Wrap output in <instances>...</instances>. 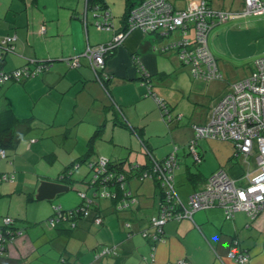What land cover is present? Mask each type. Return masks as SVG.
<instances>
[{"label":"crops","instance_id":"0c3cea01","mask_svg":"<svg viewBox=\"0 0 264 264\" xmlns=\"http://www.w3.org/2000/svg\"><path fill=\"white\" fill-rule=\"evenodd\" d=\"M169 1L178 9L187 5V0ZM123 6L117 25L115 10L108 0H0V37L16 35L13 50L2 52V68L11 71L24 65L31 69L38 64L46 65L33 76L9 80L0 86L5 109L9 108L21 120L12 130V146L5 149L6 156L0 159V172L18 174L15 179L4 182L17 189L27 180L31 166L44 160L50 165L59 162L62 168L58 173L49 174L52 177L36 174L32 180L36 189L41 180L71 185L76 179L58 180L62 172L76 169L82 163L87 166L88 161L102 157L100 155L114 163L121 162L124 170H129L133 165L148 168V154L161 160L176 151L175 191L183 203L220 168L238 185H244L242 175L247 165L234 154L230 140L198 138V162L188 153L187 144L194 137L193 125L209 121L211 108L221 96L209 102L193 99L190 95L194 93L195 84L192 83L186 94V104H192L193 109L189 122L183 125L175 122L171 115V103L176 100L157 98L153 80L168 75L166 70L159 68L161 57L166 53L177 55L176 50L160 49L171 42L166 40L172 32L144 33L137 28L127 32L118 46L105 53L104 69L98 70L100 76L97 78L84 52L88 46L105 44L115 33L123 31L125 1ZM105 12L110 15L112 27L104 30L107 33L102 36L97 23H103ZM41 25L45 26V33L40 32ZM175 33L174 40H177L181 32L176 30ZM76 57L79 65L73 66ZM139 63L148 74L147 78L138 69ZM181 64L187 63L181 61ZM180 71L187 75L184 69ZM189 72L193 78L191 68ZM201 83L199 80L196 86ZM181 97L176 99L184 100L185 92ZM158 101L167 106L169 120ZM150 111L154 112L151 118ZM139 116L150 120L137 122ZM150 121L155 127L149 128ZM173 125L174 128H170ZM182 134L184 139L179 138ZM186 139L187 144L180 147L179 143ZM173 145L176 146L171 151ZM60 149L62 157L58 154ZM209 156L216 159L214 163L207 161ZM248 161L249 169H255L254 154L248 156ZM74 169L71 176L75 174ZM124 187L135 198L130 207L116 208L123 190L115 185L109 189L116 196L104 198L109 201H94L93 192V197L89 198L93 200L88 207L89 214L78 217L75 226L68 221H60L55 226L48 224L49 230L54 229L56 235L65 237L55 251L58 259L49 257L48 250L40 253L37 247L44 244V238L41 243H34L14 217L5 215L14 220L15 233L9 244L4 245L3 252L8 250V253L0 255V264H178L182 259L189 264H264V211L251 219L243 211L227 218L221 207L200 209L191 217L167 220L161 240L153 242L142 232L153 230L150 219L158 212L161 188L153 178L134 176L127 177ZM31 196L34 198V194H29ZM96 215L102 218L101 224L93 222ZM5 216L0 218V225ZM111 245L117 246L115 254L98 256L104 246ZM233 248L246 252L248 261L240 263L231 259L227 253Z\"/></svg>","mask_w":264,"mask_h":264},{"label":"built area","instance_id":"2783aa9c","mask_svg":"<svg viewBox=\"0 0 264 264\" xmlns=\"http://www.w3.org/2000/svg\"><path fill=\"white\" fill-rule=\"evenodd\" d=\"M186 4L184 8L178 9L169 0H142L132 7L126 19V30L115 33L105 44L88 46L84 52L97 78L100 76L98 70L104 69L105 53L118 46L127 32L137 28L144 33L160 32L161 34L179 30L181 37L162 45L160 49L162 51L176 50L180 61L191 65V74L194 79L223 80L224 76L208 46V34L213 26L235 17L236 14L224 9H213L206 0H187ZM243 4L245 9L242 14H264V0H244ZM109 17V13L105 12L104 21L97 23V28L111 30ZM190 27L193 32L191 37L188 35ZM45 30V26L41 25L40 32L45 33ZM15 42V34L0 37V60L3 49L5 52L12 51ZM72 64L79 65L77 57ZM44 66L46 65L38 64L31 69L24 65L11 71H5L0 66V86L9 80L33 76ZM138 69L143 72V77L147 78L148 74L144 73L142 64H138ZM143 84H145L144 81ZM159 105L165 110L166 119L169 120L170 116L165 104L160 101ZM193 132L194 137L187 144V149L196 162L200 161L196 150L198 138L230 140L233 143L234 154L241 157L247 165L242 175L245 184L238 185L235 179L220 168L206 179L200 189L189 195L185 204L175 191L176 151L169 153L161 160L149 157L150 166L146 169L138 170L139 166H131L129 170L136 173L134 177L153 178L162 191L158 212L150 219V228L153 230L142 232L143 236L149 237L153 242L161 240L163 225L167 220L191 217L200 209L221 207L227 218H231L237 211H243L251 219H255L264 211V55L253 61V69L248 76L230 84L228 91L212 106L209 121L206 124H194ZM251 154H254L256 164L253 170L249 169L248 156ZM5 156V149L0 147V159ZM87 167L89 175L87 182L90 187H95L98 197L114 198L116 195L109 186L117 183L123 190V197L118 201L116 208H127L134 203V195L131 191L124 189L128 175L124 171L111 167L108 158L98 157L94 161H88ZM13 178L12 173L0 172V183ZM79 195L86 206L65 211L59 205H54L48 224L55 226L60 221H68L73 227L78 217H86L89 214L90 199L86 192H80ZM13 222L11 217L5 216L3 224L0 225V255L3 254L7 238L14 233H8ZM93 222L101 224L102 218L96 215ZM116 247L115 245L104 246L98 256L115 254ZM227 254L240 263L248 261V254L239 252L236 248L229 250ZM178 264H189V262L182 259L178 261Z\"/></svg>","mask_w":264,"mask_h":264},{"label":"rangeland","instance_id":"374dc122","mask_svg":"<svg viewBox=\"0 0 264 264\" xmlns=\"http://www.w3.org/2000/svg\"><path fill=\"white\" fill-rule=\"evenodd\" d=\"M206 1L214 9H226L230 13L236 14L235 17L213 26L208 34L209 48L211 49L212 54L216 57L219 69L224 76L223 80H203L201 83L202 85L197 87L196 85L199 80H194L191 77L189 72L191 68L190 64L182 65L179 57L176 54L171 53H166L165 55H162V57L159 56L163 59L159 62V68L166 70L168 75L163 79L153 80L154 85H156L154 86V89L157 92L158 99L176 100L171 103V106H173L171 115L175 122H182L181 125L187 124L191 117L193 106L192 104H186V94L191 90L190 85L192 83L195 84L192 89L195 94L191 93L190 95L193 99H206V102H209L212 99H216L219 95L222 97V95L228 91L230 84L248 76L253 69V61L257 57L264 55V14H242L245 9L243 4L244 0ZM108 2L112 7V10H115L113 15L115 16L118 25L119 18L122 16L124 10V1L108 0ZM177 4L181 5V3ZM175 32L176 30L172 31L173 34L168 36L166 41L176 39L177 33ZM100 33L103 36L107 32L100 30ZM188 35L190 37L193 35L191 29L188 31ZM181 69H184L187 75L182 73L183 71H180ZM182 92H185L184 100L176 99H182ZM0 100V109H5L3 105L5 99L0 98ZM176 114H178V116H176ZM153 115L154 112L150 111L149 118ZM147 120L150 119L143 118V116H139L136 119L137 122L141 123H147ZM174 125L170 128H174ZM153 127L155 126L153 125V122L150 121L149 128ZM179 138L184 139L185 137L182 134ZM65 140H67L68 143L71 142L68 137H66ZM189 140H191V138ZM185 144H187V139L184 143H179L180 147ZM59 145L60 143L58 146ZM64 146L65 148L68 146L66 141ZM175 146L176 145L172 146L171 151ZM178 150L182 151L180 148ZM58 154L62 157V149L58 150ZM100 156L107 158L104 155ZM214 160L216 159H212L211 156L207 159L211 164L214 163ZM60 166L61 164H59V162L50 165L43 160L42 162H38L31 166L32 170L29 175L27 174V180L21 185H18L17 189H13V187L9 186L7 182L3 181V183H0V218L5 215L14 217L16 223L19 226H22L23 230H26V234L34 243H41L43 241L42 238H44V244H39L37 248L40 249V253L48 250L49 257H54L56 259L59 258V255L55 252L57 246L62 245V241L65 237L63 235H56L54 229H48V218L53 213V206L60 204V207L63 210L74 209L82 200L79 195L80 192H86L87 197L92 198L93 192L95 191V187H90L87 182L89 178L87 173L88 167L85 163H82L78 167L75 165V174L72 178L76 179V182L69 185L70 189L68 191L59 193L52 201L35 200L32 196L29 197V194L33 195L36 191V183L34 184L32 181L33 177L36 176V174L52 177V175L49 174H53L54 172L58 173L59 169L62 168ZM17 174L18 172L16 175ZM16 175L14 176V179L16 178ZM53 177L57 178V175H54ZM187 186L190 188L189 185ZM93 199L96 202L109 201V199H102L99 197ZM61 201H63V203H61ZM28 237L26 236V238ZM10 240L11 238H7V244H9ZM52 246L53 249H51ZM3 253L7 254L8 250ZM36 264L41 263L38 262Z\"/></svg>","mask_w":264,"mask_h":264},{"label":"trees","instance_id":"16d2710c","mask_svg":"<svg viewBox=\"0 0 264 264\" xmlns=\"http://www.w3.org/2000/svg\"><path fill=\"white\" fill-rule=\"evenodd\" d=\"M97 1H99V0H97ZM124 1H125V9H126V12H125V21H126L130 9L132 7H134L136 4H138L142 0H124ZM126 29H127V24L125 22V26H124L123 31L126 30ZM0 63H1V60H0ZM166 108H167V106H166ZM20 121L21 120L18 119L9 108L5 109L3 111H0V147L1 148L7 149V148H10L12 146V143H13L12 130L18 123H20ZM148 155H149L148 157H150V158L152 157L153 159H155L150 154H148ZM156 160H158V159H156ZM108 162H109V165L111 167H115L116 170L124 171L128 175L127 177L133 176L134 174H136L135 172L133 173L130 170H127V169L124 170V168L122 167L121 162H118V163L115 162L114 163V162L110 161V159H108ZM137 169L138 170H142L140 168V166ZM68 170H70V169H67L66 171L62 172L63 177H67V175H66L67 173L66 172ZM115 185L118 186L117 183H114V185L111 184V186H115ZM111 186H109V187H111ZM124 189H125V187H124ZM94 192H95L94 196L98 197V195H96V190ZM92 203H93V200L90 199V203L88 204V207H91ZM81 206H86V204L84 203L83 200H81V202L75 208H80ZM13 232L15 233V228H14V226H11L8 233L11 234Z\"/></svg>","mask_w":264,"mask_h":264},{"label":"water","instance_id":"95a60500","mask_svg":"<svg viewBox=\"0 0 264 264\" xmlns=\"http://www.w3.org/2000/svg\"><path fill=\"white\" fill-rule=\"evenodd\" d=\"M3 52H5L4 49H3ZM148 83L149 82H147V85H148ZM148 86H150V85H148ZM149 94L153 95L154 93L149 90ZM73 169H70L66 172L68 179L72 178L71 175H72ZM63 178H65V177H63V175L61 174L58 177V180L60 181ZM69 189H70L69 185L62 183V182L41 180L36 191H35L34 199L35 200H43V199L51 200V199H54L57 194L62 193V192H66Z\"/></svg>","mask_w":264,"mask_h":264}]
</instances>
